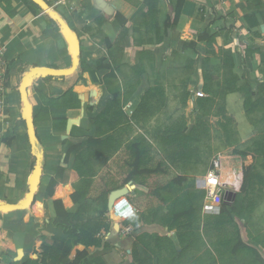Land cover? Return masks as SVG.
I'll list each match as a JSON object with an SVG mask.
<instances>
[{
    "label": "crops",
    "instance_id": "obj_1",
    "mask_svg": "<svg viewBox=\"0 0 264 264\" xmlns=\"http://www.w3.org/2000/svg\"><path fill=\"white\" fill-rule=\"evenodd\" d=\"M97 1L85 0L77 3L72 12L64 9L57 12L80 45L77 71L62 80L35 78L28 90L33 107L34 131L43 147L41 178L34 210L32 206L25 211L0 212V264H24L34 259L38 229L45 221H50L43 230L50 243L55 238L67 239L52 222L57 218L53 205L55 201H62L64 208L74 214L80 205L72 201L71 195L77 190L85 189L89 196L94 197L99 194L103 183L101 179L108 180L111 193L122 187L119 164L124 148H120L107 163L103 162L104 158L92 156L86 178H72L75 154H71L68 163H65L71 146L81 144L84 146L82 151L88 148V140L98 138L95 120L108 108L116 93L120 94L121 106L108 111V120L113 123L115 116L112 111L119 110L123 113L121 124L103 134L102 140L114 136L117 145L124 147L120 129L127 118L130 122L126 125L134 123L129 113L135 112L148 93L156 95V91L161 90L162 98H168L172 92H190V96L197 101L198 97L204 96L203 72L211 75L215 83L224 81L220 50L232 51L233 73L240 78V85L245 83V78L264 82L259 54L264 52V0H190L176 25L173 20L178 0H103L112 13L105 12ZM37 3L42 1L37 0ZM49 18L44 12L35 16L24 0H0V46L7 48L11 81L15 75L13 86L19 92L24 76L33 69H68L72 65L70 47L62 29L58 23L51 25ZM122 19L126 21L125 25ZM205 32L216 37L214 50L217 56L209 54L207 42L198 41V36ZM6 40L8 42L4 43ZM193 42L196 43L195 49L188 45ZM80 63L94 70L99 64L107 66L96 74L102 83H95L90 73H80ZM111 73L115 78L106 82ZM179 76L183 81L177 86L175 79ZM68 91H73L74 103H79L80 109L67 110L56 103ZM11 102H14V107L9 104L5 114L9 125L6 136H14V129H19L15 137L20 140L25 156L12 154L16 140L11 146L0 140L5 144L0 151V205L8 203V200L19 199L17 204L25 200L33 173L34 154L30 146H24L22 142L24 136H28L23 122L24 103H19L18 97ZM89 108L92 110L89 111ZM225 110L232 119L236 134L241 137L239 145L232 149L238 147L241 152H246L252 137L256 136V130L246 117L243 95L229 93L225 98ZM64 117L79 123H73L68 130L66 122L64 129L63 123L59 122ZM108 127L107 123L104 124L105 130ZM23 159L22 168L16 169L19 168L16 162ZM232 161L240 166L241 182L240 185H232L231 182L227 185L233 187L230 192L235 193L238 211H243L240 219L250 234V250L235 254L233 246L236 243L233 245V239L229 237L230 243L224 245L231 256L230 261H226L223 256L226 253L224 242L214 240L213 246L207 242L209 246L206 247V238L209 237H201L198 233L197 214L192 219V226L181 219L179 226L173 230L163 227L162 219L170 214L176 200L195 190L183 188L187 180L180 189L171 185L173 181L160 187L155 182L149 187L140 186V190L134 192L135 197L129 196L137 210L134 233L129 238H124L115 229L117 223L113 221L111 211L108 210L107 214L103 213V209L98 211V206L103 207L102 202L88 199L89 230L98 243L91 247L76 246L65 264L73 261L77 250H87L91 259L103 258L107 264H261L260 261H264V235L254 232V224L261 221V232L264 234V156L242 158L236 155ZM244 165L255 167L256 178H253L247 192L241 194ZM62 168L64 173L58 177ZM53 178L57 179L58 185L50 197L49 183ZM200 181L203 182L202 179ZM131 184L137 186L135 182ZM23 192L26 195L22 197ZM198 203L202 210L203 201L198 199ZM176 210L181 212L180 208ZM201 216H204L203 212ZM213 234L218 237L219 233L215 231ZM200 237L199 241L197 238ZM209 250L211 252L207 255ZM240 256L244 260L233 261Z\"/></svg>",
    "mask_w": 264,
    "mask_h": 264
},
{
    "label": "trees",
    "instance_id": "obj_2",
    "mask_svg": "<svg viewBox=\"0 0 264 264\" xmlns=\"http://www.w3.org/2000/svg\"><path fill=\"white\" fill-rule=\"evenodd\" d=\"M29 8V10L35 15H39L40 12H44L42 5L47 3L50 6L49 1L41 0L42 3L39 4L33 0H24ZM148 1V0H146ZM190 0H178L175 7V17L173 24L176 25L179 22L180 16L182 14V10L185 4ZM193 1V0H191ZM48 16V14H47ZM49 23L52 25H56L57 22L51 18H49ZM123 25L126 24V21L122 19ZM168 27V24H166ZM198 41L207 42L208 44V52L212 56H217V53L214 50V43L216 41L215 36H211L208 32H205L198 36ZM189 47L195 49L196 43L188 44ZM220 56L222 57L223 68L225 70L224 81L223 82H214V78L207 74L202 73L203 86L202 93L204 96H200L197 98V105L200 109H203L206 104H213L217 99L220 101H225L226 96L229 93H241L244 99V110L246 113V117L249 123L255 127L256 129L260 128L261 131L259 137L253 141L252 147L248 148L246 152H240L237 149L234 150V153L240 155L243 158H247L251 153L255 155L264 156V128H262V124H264V82L260 83L258 81L254 82L251 79L245 78L246 81L244 84L240 85V78L233 73L234 69V58L233 53L230 50H220ZM262 57V64L264 66V52H259ZM104 68H108L107 66H103L99 64L97 69L94 70L91 67L85 65L84 63H80V73H90L93 81L95 83H102L100 78L96 77L98 70H102ZM261 73L264 75V67L261 68ZM114 75L112 73L107 76L106 82L114 79ZM47 80H62L64 77H52L48 76ZM157 94H162L161 90L156 91ZM149 95V96H148ZM148 97H155L151 93H148ZM148 97H144L142 101L141 108L147 104L149 100ZM190 97L189 93H185L181 100L183 105L187 104L188 98ZM144 102V103H143ZM57 104L62 105L67 110H76L80 109L81 105L74 103V93L73 91L65 92L61 95V97L56 101ZM121 106L120 94L116 93L109 102L108 108L97 117L95 120L97 126V139L88 140V148L85 150L81 149L84 147L83 145H75L69 148L67 153V157L65 159V163H68L71 154L76 155V163L73 169L72 178L74 180L86 178L85 174H89L88 162L92 156L97 157L98 159L104 158V163H107L110 158L114 154H116L121 147V145H117V141L114 136L102 140L103 134L106 135L109 132L116 129V126L121 124V117L123 113L119 110L112 111L115 116V121L112 123L108 120V111L112 110L113 107ZM89 111L92 109L89 108ZM224 105L220 107V113L224 112ZM145 113H148L146 110ZM261 114V117L254 118L253 115ZM68 119V118H67ZM65 117L60 119L59 122L63 123V128L66 127V122H68ZM120 119V121H119ZM24 120V119H23ZM231 122L230 119H227V122ZM25 122V121H24ZM108 124V129H104V124ZM116 125V126H115ZM202 123H199L197 127H194L191 130H188L185 124L178 125L177 127L171 129L167 136L161 137V142L167 147V161H159L154 165L152 163V159L149 157L148 153V144L144 138H139L133 140L132 143L125 149L123 152L125 154L124 157H121L119 164V175L123 179L122 187L131 184V182H135L137 184L136 190H140V186H147L145 179L167 175L170 171V166H174L177 159L185 155L186 149H188V143L193 141H200V137L206 131L200 129ZM220 127L224 131L227 137V144L229 148L235 146L236 139H234L235 132L229 127V124H220ZM200 130L202 132H200ZM29 140V137L27 136ZM16 140L15 135L10 136L7 135L3 142L11 146L13 142ZM30 143V140H29ZM35 145L41 151L42 156V142L41 139L37 136L35 130ZM37 151V149L35 150ZM185 152V153H184ZM37 157L33 155V164H32V172L37 163ZM254 158V156H253ZM64 173V169H60L58 172V177H61ZM243 184L240 190L241 194H245L248 190V186H250L253 178H256L255 167L254 166H244L243 167ZM123 175V176H122ZM102 186L100 185L99 194L92 197L88 195V192L85 189L77 190L74 194L71 195V199L75 204H79L80 207L78 211L74 214L69 213L63 205L62 201H55L53 203L54 209L57 215L56 219H53V224L61 229L63 233L66 235L67 239L55 238L52 239V243L50 240L43 234L44 226L49 224L50 221H45L44 225L38 229V236L36 237V243L34 247V259H29L24 264H65L69 256L71 255L73 249L76 246L84 245V246H95L98 243V240L94 238L93 234L89 230L90 219L87 217L89 205L88 199H92L95 202L103 203V213L107 214L108 212V196L111 193L109 189L108 180H103ZM187 179L185 177H177L173 180L174 187L182 186L183 182ZM58 185L57 179H51L49 183V191L48 195L50 197L53 196L54 190ZM108 189V191H107ZM134 190V192L136 191ZM134 192L132 196L135 197ZM198 199L204 201L205 195L197 194V191H189L185 195H183V199L176 200L175 205L171 208L170 214L163 218L162 221L163 227L169 228V230H173L176 226H179L178 221L184 219L187 224L192 226V219L195 216L196 212L201 209L199 207ZM36 200V199H35ZM164 202V201H163ZM175 202V201H174ZM17 204V202L15 203ZM35 206V203H34ZM33 206V210H34ZM180 208L181 212H178L177 207ZM231 209V210H229ZM243 211H238L237 203L235 199L231 203H223L221 208L220 216H228L226 218V226H231L234 231V240H236V244L233 246L234 253L237 254L241 251L250 250L249 247V239L250 234L242 222L241 214ZM219 216V215H218ZM110 228V224L107 226V229ZM225 228L222 229V232L225 231ZM209 234V233H208ZM207 234V235H208ZM255 254H258L254 251ZM259 255V254H258ZM67 264H107L103 258H90L89 252L87 250H77L76 255L72 262Z\"/></svg>",
    "mask_w": 264,
    "mask_h": 264
},
{
    "label": "rangeland",
    "instance_id": "obj_3",
    "mask_svg": "<svg viewBox=\"0 0 264 264\" xmlns=\"http://www.w3.org/2000/svg\"><path fill=\"white\" fill-rule=\"evenodd\" d=\"M8 41H4V43H7ZM264 67V66H263ZM262 67V68H263ZM179 75V74H178ZM182 79V76L177 77L175 80L178 82V85H180V82ZM16 80V76L12 77V84L14 85ZM22 83V82H21ZM187 88V87H186ZM171 93V92H170ZM185 92L175 93L172 92L171 95L168 98H162V95L157 94L155 97H148L149 100L147 101V104L141 108V104L136 107V110L133 114L129 115L131 116V119L133 120V124L126 125V123H129L130 120H126V123H124V126L120 129V137H122V142L125 144L122 151L124 152L125 149L132 143L133 140L144 138L147 141L148 144V150H149V157L153 160L151 164H155L159 161H167V147L161 142V137L167 136L168 132L177 127L178 125L185 124L188 130L193 129L194 127H197L199 123H202L201 126H199L200 129L205 130L206 132L201 135L200 141H193L188 143V149H186L185 155L180 157L176 160L174 166H170V171L168 175H160L153 177V179L147 178L145 179L147 187L154 185L156 182L157 186L165 185L166 183H169L176 179L177 177H185L187 179V182L184 183L183 188H190L195 191L200 192V194L205 195V192L202 190V181L210 169L212 163L214 160L218 159L219 156L222 157L221 159V168L224 172L223 182L224 184H227L229 182L232 183V185H240L241 182V172H240V166L239 164H235L232 161V158L236 156L237 154L234 153V150L237 149L240 151V149L237 147L234 150L232 148L228 147L227 144V137L220 127V124H229V127L232 129L233 132L236 133L235 129L233 128L232 119L227 116L226 110L224 112L220 113V107L224 105L225 107V101H220L219 99L216 100L215 103L206 104V106L203 109H200L196 103V98L194 96H190L188 98L187 104L183 105L182 103V95H184ZM190 94V92H189ZM154 95V94H152ZM16 97H18L19 103L22 102V98L20 95V92L18 89L13 90V93L10 96L11 101H15ZM144 100V98H143ZM142 100V101H143ZM10 102V105L14 107V102ZM127 101V100H126ZM144 103V102H143ZM24 105V104H23ZM25 107V106H24ZM147 111L148 113H145L144 111ZM128 117V114H127ZM254 118L261 117V114L253 115ZM227 119H230L231 122H227ZM25 120H23L24 122ZM123 121V120H122ZM26 122H24L25 128H26ZM262 128H264V124H262ZM260 128L256 129L254 131V134L256 136H253L251 139V145L252 147L253 141L259 137L260 134ZM18 128L14 131V135L18 132ZM200 132H202L200 130ZM234 139H236L235 146L239 145V142L241 141V137L238 135H234ZM23 145H27L28 147L32 149V154L35 156H40L41 151L37 148V145L34 147L32 144L29 143V140L27 139V136H24V139L22 140ZM35 142V139H34ZM20 140L16 139V147L14 150H12V154L17 153V155H20L22 157L25 156V153H23ZM249 143V142H248ZM36 144V143H35ZM250 144V143H249ZM4 145L2 142H0V151L1 149H4ZM8 149H10L8 147ZM37 149V151H35ZM11 151V150H10ZM121 151L122 157L125 156V154ZM241 152V151H240ZM255 154H250L249 156H254ZM239 156V155H237ZM243 158V157H242ZM34 161H32L33 164ZM24 163L23 160H19L16 162V165H18L19 168L16 167V169H21ZM245 166V165H244ZM239 172V174H238ZM1 176V171H0ZM123 176V175H122ZM226 188L232 189L233 187L227 185ZM26 195L23 192L22 197ZM166 197H164L165 199ZM19 200V199H16ZM16 200H8V203L6 204H15ZM133 203V201L131 200ZM20 203V201L18 202ZM177 207V206H176ZM201 207V206H200ZM179 208V207H177ZM98 211H102L103 207L98 206ZM231 210V209H229ZM196 223L197 227L199 229V232L201 234V237H209L206 238L207 241L205 243L206 247L213 246L212 241L214 240H221L223 243V250L226 251V253H223L224 259L226 261H230L231 254L229 253V249L225 247L224 244L230 243V238L233 239V245L236 243V240H234V231L231 226L224 227L226 223V218L228 216H218V215H204L201 216L202 210L199 209L196 213ZM108 216H106L107 219ZM193 223V222H192ZM92 224V223H91ZM127 224L134 225V219H132ZM262 223H255L254 224V232L260 233L264 235L261 231ZM225 228V231L222 232V229ZM256 229V230H255ZM218 232V237H215L213 232ZM209 233V234H208ZM208 234V235H207ZM200 238H197L199 241ZM216 238V239H214ZM229 238L228 240H226ZM209 239V241H208ZM208 242V244H207ZM211 250L212 247H210ZM211 250L208 251L207 255L210 254ZM242 256H240L239 259H233L235 262H239L244 260L241 259ZM261 264L264 263L263 260L260 261Z\"/></svg>",
    "mask_w": 264,
    "mask_h": 264
},
{
    "label": "built area",
    "instance_id": "obj_4",
    "mask_svg": "<svg viewBox=\"0 0 264 264\" xmlns=\"http://www.w3.org/2000/svg\"><path fill=\"white\" fill-rule=\"evenodd\" d=\"M85 0H49L50 9L58 12L60 9L70 12L76 9L77 3ZM11 64L7 58V48L0 46V140H3L9 132V125L5 118L6 111L10 104V96L14 86L10 76ZM131 106V105H130ZM221 159L214 160L206 177L203 179L202 190L205 192L202 212L204 215H220L223 203H227V196L230 189L227 184L221 181ZM130 195L136 190L135 185H130ZM118 199L111 211L112 219L119 225V232L124 238H129L134 233V227L127 224L136 215V207L129 200V196Z\"/></svg>",
    "mask_w": 264,
    "mask_h": 264
},
{
    "label": "water",
    "instance_id": "obj_5",
    "mask_svg": "<svg viewBox=\"0 0 264 264\" xmlns=\"http://www.w3.org/2000/svg\"><path fill=\"white\" fill-rule=\"evenodd\" d=\"M37 2V0H33ZM97 4L100 8L104 9L107 13H112V10L109 9L107 4L103 0H98ZM43 11L45 14H48L49 17L53 20H55L59 26L62 29V33L70 47V52L72 55V65L68 69H51V68H36L33 69L31 72L26 74L22 80L21 87H20V95L22 98V101L24 103V109H23V118L26 122L27 131H28V137L30 140V143L32 146H35V131H34V123L32 118V105L29 102V95L28 90L32 87L33 80L35 78H47L48 76L52 77H64L69 76L77 71L78 65H79V53H80V45L77 42V40L73 37V34L67 25V23L62 19V17L57 14L54 10L50 9L49 5L47 3L42 5ZM79 123V121L69 120L68 121V130L72 127L73 123ZM41 156L37 157V163L33 170L32 175L29 179V193L25 200L21 201L18 204H3L0 205V212L2 211H25L30 209L34 203L35 198L37 195L38 185L40 183L41 178ZM130 185H127L121 189H118L116 191H113L108 198V210L112 211L113 206L115 202L120 199L127 197L130 195ZM227 202L231 203L233 202V199L235 197V193L229 192L227 196ZM115 229L119 232V225L116 224Z\"/></svg>",
    "mask_w": 264,
    "mask_h": 264
},
{
    "label": "bare ground",
    "instance_id": "obj_6",
    "mask_svg": "<svg viewBox=\"0 0 264 264\" xmlns=\"http://www.w3.org/2000/svg\"><path fill=\"white\" fill-rule=\"evenodd\" d=\"M238 174H239V172H238ZM223 177H224V172H223V169L221 168V181H222V183L224 184V182H223Z\"/></svg>",
    "mask_w": 264,
    "mask_h": 264
}]
</instances>
